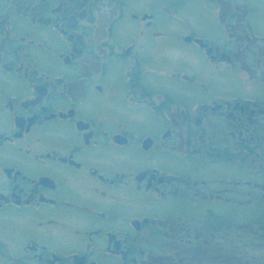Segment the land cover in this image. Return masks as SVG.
<instances>
[{
    "label": "flooded vegetation",
    "instance_id": "obj_1",
    "mask_svg": "<svg viewBox=\"0 0 264 264\" xmlns=\"http://www.w3.org/2000/svg\"><path fill=\"white\" fill-rule=\"evenodd\" d=\"M0 264H264V0H0Z\"/></svg>",
    "mask_w": 264,
    "mask_h": 264
}]
</instances>
